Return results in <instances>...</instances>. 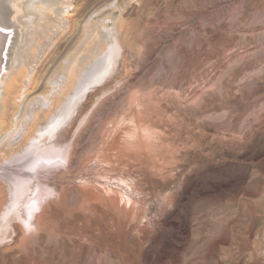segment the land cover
Returning a JSON list of instances; mask_svg holds the SVG:
<instances>
[{"label": "rangeland", "instance_id": "374dc122", "mask_svg": "<svg viewBox=\"0 0 264 264\" xmlns=\"http://www.w3.org/2000/svg\"><path fill=\"white\" fill-rule=\"evenodd\" d=\"M57 17L29 76L4 59L0 140L74 50L115 43L125 64L66 160L14 170L28 215L0 195V264H264V0H72Z\"/></svg>", "mask_w": 264, "mask_h": 264}, {"label": "bare ground", "instance_id": "6f19581e", "mask_svg": "<svg viewBox=\"0 0 264 264\" xmlns=\"http://www.w3.org/2000/svg\"><path fill=\"white\" fill-rule=\"evenodd\" d=\"M15 1L0 0V95L2 88L7 86V81L13 79L8 75L3 76L6 69L3 66L5 57L11 55L10 72L22 68L25 77L29 76V66L31 67L37 51L44 43L42 38L57 30L61 19L57 17L58 14L68 13L72 4V0H19L21 6H18L14 4ZM46 9H50L51 14H46ZM48 17L50 19L45 20ZM3 29L11 32H5ZM99 33V28L90 30L88 37ZM108 35L111 34H105L102 38L106 39ZM79 52L80 47L70 53L66 65H62L63 68L56 76L54 86L48 94L37 99L33 106L29 104L16 122V113L12 115L6 130L8 135L0 140V168L3 170L0 173V195L13 194V202L10 205L13 210L11 222L17 219L25 221L28 215L27 210L19 208L26 195L22 185L24 180L21 178L24 174L14 170L26 171L27 168L35 167V157L44 149H47L44 156H50L49 153L53 154L56 149L61 153L59 159L66 160L74 134L86 119L91 103L122 77L119 73L125 64V56L122 57L117 51L115 43L104 50L92 45L85 48L83 54ZM10 85L8 84V87ZM62 85L67 86L66 97L59 99L55 107L50 108L53 103L51 98ZM19 89L17 100L22 96V85ZM17 105L19 108L20 104ZM47 106L50 107L45 113L44 121L40 123L41 111ZM27 130H30L29 135L21 146L15 148L14 145L19 142L18 135L24 136ZM34 216L32 211L30 217ZM0 219L4 222L0 224L2 243L9 238L11 226L6 212H0Z\"/></svg>", "mask_w": 264, "mask_h": 264}, {"label": "water", "instance_id": "95a60500", "mask_svg": "<svg viewBox=\"0 0 264 264\" xmlns=\"http://www.w3.org/2000/svg\"><path fill=\"white\" fill-rule=\"evenodd\" d=\"M5 32H11L10 30H5V29H3Z\"/></svg>", "mask_w": 264, "mask_h": 264}]
</instances>
